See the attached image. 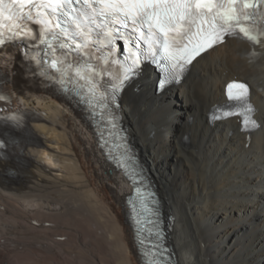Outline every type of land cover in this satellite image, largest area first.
Wrapping results in <instances>:
<instances>
[{
	"label": "bare ground",
	"instance_id": "1",
	"mask_svg": "<svg viewBox=\"0 0 264 264\" xmlns=\"http://www.w3.org/2000/svg\"><path fill=\"white\" fill-rule=\"evenodd\" d=\"M27 71L19 49L0 53L3 105L31 117L0 158V264H142L124 206L130 190L103 158L85 113ZM153 76L146 71L125 92L123 115L175 217L180 263L264 264V41H227L161 94ZM235 78L252 84L261 109L263 126L249 140L235 120L208 122Z\"/></svg>",
	"mask_w": 264,
	"mask_h": 264
},
{
	"label": "snow or ice",
	"instance_id": "2",
	"mask_svg": "<svg viewBox=\"0 0 264 264\" xmlns=\"http://www.w3.org/2000/svg\"><path fill=\"white\" fill-rule=\"evenodd\" d=\"M241 36L254 46L264 41V0H0V49H19L26 75L83 104L109 136L117 129V94L144 63L161 66L163 90L209 51ZM226 95L245 114L255 112L245 83H228ZM256 126L254 118L246 125ZM118 166L130 176L124 163ZM142 176L141 170L126 201L129 220L142 264H163L159 209L139 187Z\"/></svg>",
	"mask_w": 264,
	"mask_h": 264
},
{
	"label": "rangeland",
	"instance_id": "3",
	"mask_svg": "<svg viewBox=\"0 0 264 264\" xmlns=\"http://www.w3.org/2000/svg\"><path fill=\"white\" fill-rule=\"evenodd\" d=\"M208 78H209V75L207 76ZM235 77H237V76H235ZM185 120H186V118H184ZM153 177V176H152ZM229 218V216H224L223 217V219L225 220V221H227V219Z\"/></svg>",
	"mask_w": 264,
	"mask_h": 264
}]
</instances>
